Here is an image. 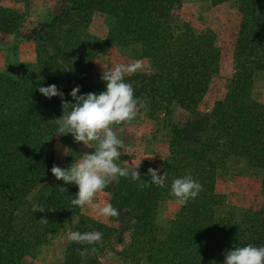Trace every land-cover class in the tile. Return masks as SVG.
I'll return each mask as SVG.
<instances>
[{
    "label": "trees",
    "instance_id": "16d2710c",
    "mask_svg": "<svg viewBox=\"0 0 264 264\" xmlns=\"http://www.w3.org/2000/svg\"><path fill=\"white\" fill-rule=\"evenodd\" d=\"M62 1L58 13L27 32V13L0 5V33L12 36L16 44L35 42L37 47L35 62L23 65L25 73H0V211L8 213L6 232L0 233V264H24L25 257L36 254L74 215L75 231H100L103 238L95 245L71 242L62 264H103L109 250L132 264H222L234 245H264V205L259 211L247 210L241 220H227L223 196L216 191L219 169L241 156L264 155V103L252 96L256 74L264 68V0H242L235 73L226 99L208 111L194 108L191 100L207 92L219 69L215 38L211 33L195 36L179 19L182 0ZM212 1L219 5L228 0ZM95 11L123 22L129 45L162 49L152 73L126 77L135 95L150 104L153 114L170 113L174 103L189 112L181 126H167L165 187L150 184L148 170L154 167L143 161L134 169L140 171V180L122 177L104 189L119 210L111 217L115 226L74 206L78 187L52 174L56 119L63 109L60 97L48 99L38 90L56 84L72 100L68 93L77 85L81 93L105 89L102 75L89 73L93 60L110 51L108 41L88 31ZM185 175L198 180L203 190L181 204L162 235L135 222L153 200H176L170 195L172 180ZM262 176L264 193V166ZM33 204L44 210L34 212Z\"/></svg>",
    "mask_w": 264,
    "mask_h": 264
},
{
    "label": "rangeland",
    "instance_id": "374dc122",
    "mask_svg": "<svg viewBox=\"0 0 264 264\" xmlns=\"http://www.w3.org/2000/svg\"><path fill=\"white\" fill-rule=\"evenodd\" d=\"M242 0H228L214 5L212 0H182L177 11L179 19L190 26L195 36L213 34L216 52L219 56V69L214 74L206 93H199L191 104L202 111L210 110L214 103L224 100L229 91V80L235 73L234 52L243 20ZM0 5L27 13L24 31L48 21L60 11L62 0H0ZM88 31L110 43V51L93 60L89 73L101 76L115 64H130L140 61L142 69L136 73H152L155 64L161 60L162 49L155 44L129 45L128 27L113 16L95 11ZM2 44V45H1ZM0 73L14 69L25 73L24 63L36 60V43H15L13 37L0 33ZM8 46V47H5ZM10 46V47H9ZM134 74V73H133ZM131 75V74H130ZM252 96L264 103V68L259 69ZM168 114H153L150 104L139 107L138 117L114 131L124 141L120 164L130 170L136 169L143 161L150 162L154 169L163 174L170 161L169 122L181 126L189 117V112L177 103L170 106ZM66 150L67 153L66 154ZM93 149L83 142L76 143L71 134H57L55 137V163L68 168L76 157ZM252 159V163L250 161ZM262 166L264 155L251 154L234 159L218 170L216 191L224 199V216L227 220H241L247 210L259 211L264 205ZM96 202L111 203V194L102 191ZM181 204L176 200H153L135 217V222L150 231L163 234L176 217ZM83 213L98 221L115 226L111 217L98 216L94 209L83 208ZM78 216L74 215L67 224L49 236L48 242L36 254L25 257L24 264H62L68 245V233L75 231ZM8 213L0 211V233L6 232ZM6 224V225H5ZM103 264H132L123 256L109 250L102 258Z\"/></svg>",
    "mask_w": 264,
    "mask_h": 264
},
{
    "label": "clouds",
    "instance_id": "9594fccd",
    "mask_svg": "<svg viewBox=\"0 0 264 264\" xmlns=\"http://www.w3.org/2000/svg\"><path fill=\"white\" fill-rule=\"evenodd\" d=\"M142 69V63L115 64L110 70L102 73L105 89L99 93H81V86L74 87L66 99V94L56 85L38 86L39 92L48 99L60 97L63 115L56 119V134H71L76 143L83 144L92 151H85L68 168L53 166L52 174L58 181L78 187L74 206L94 209L98 216L114 217L119 210L111 203L101 205L96 202V196L113 182L120 178H130L138 181L141 178L139 170H130L120 164L124 149V141L114 127L135 120L139 107L146 101L135 95V89L126 79L130 74ZM66 154L67 150H66ZM128 154V153H127ZM150 184L165 187L167 176L159 169L149 168ZM141 184L140 187H145ZM203 190V185L191 175L177 177L172 180L170 195L180 204L195 200ZM44 208L33 204V211H43ZM70 242L82 245H95L102 242L100 231L68 233ZM84 256L87 248L79 250ZM222 264H264V245L246 244L227 249Z\"/></svg>",
    "mask_w": 264,
    "mask_h": 264
}]
</instances>
